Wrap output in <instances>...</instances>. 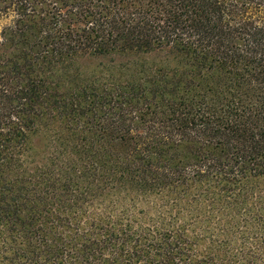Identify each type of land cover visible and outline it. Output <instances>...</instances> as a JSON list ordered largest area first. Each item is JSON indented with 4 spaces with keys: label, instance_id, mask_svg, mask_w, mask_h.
Segmentation results:
<instances>
[{
    "label": "trees",
    "instance_id": "trees-1",
    "mask_svg": "<svg viewBox=\"0 0 264 264\" xmlns=\"http://www.w3.org/2000/svg\"><path fill=\"white\" fill-rule=\"evenodd\" d=\"M7 16L0 264H264V0H0ZM98 59L109 77L86 83ZM58 120L81 175L25 157Z\"/></svg>",
    "mask_w": 264,
    "mask_h": 264
},
{
    "label": "rangeland",
    "instance_id": "rangeland-1",
    "mask_svg": "<svg viewBox=\"0 0 264 264\" xmlns=\"http://www.w3.org/2000/svg\"><path fill=\"white\" fill-rule=\"evenodd\" d=\"M13 20H14L13 16H7V17L0 18V41L2 40L3 29H5L9 25H12L13 24ZM99 62H101L99 59L94 61L93 63H91L93 65H89V64H86V63L82 62V66H83V68H82V73H83L82 78H83V80L86 81V83H91L94 80L97 81L98 78H99V80L97 82H99V81H102V79L104 77H109L108 76L109 73H107L106 69H105V66H107L108 63H104L103 65H97V64H99ZM86 66H89V67H86ZM101 77H103V78H101ZM75 85L76 86L73 87L74 89H76L80 85V83L76 82ZM68 86H71V85H66L64 87L63 91H66L68 93V90H69ZM87 116H90V114H88ZM84 120H86V119H84ZM64 123L65 122L61 121V120H58V121H55V122L50 121L49 126L42 127L41 128V134L39 135V137H41L42 139L47 140V142L44 144L45 148L43 149V147H41V148L35 147V149L33 151L30 149L32 152L31 151H25V157L27 156V154L35 155L37 157V165L40 168H45V167H48V166L50 167L51 166L50 165V159H48L47 161H45L43 163V158L45 156H48L49 158H53L56 154H58L61 157V159L63 160V162H70L71 159H73V161L75 159L76 162H73V163H75L74 169H76L78 171V173L81 175L82 172H86V168L84 166V162L80 158L72 157V153L67 154V150L64 149L63 147H61V145H60L61 141L64 140L63 138L65 136L70 135L68 130L62 128V126H64ZM75 134H80V132H75ZM68 141H71L70 142L71 145H73V144L77 145V143H79V140L76 139L75 135H74L73 140H69L68 139ZM185 149H187L186 146L184 144H182V146H179V147H177L175 149H172L171 152L174 154V156L176 154L181 153L182 154L181 155L182 161L188 162V161L194 160L196 158V156L193 155V154H186V150ZM34 152L37 153V154H35ZM27 168H29L28 164H27ZM56 169H57L56 171H59L61 168L57 167ZM32 171H34V170H31V172ZM82 186H83V188H85V186H87V183L82 182ZM85 189H86L85 192H87L86 198H88V199L92 198L91 197V188L90 187H86ZM121 194L122 193L120 192V193L114 195L112 200L114 198H118ZM95 200L98 202V200H100V199L95 198ZM109 200H110V196L107 195L106 203H109ZM80 206L83 207V208H86L88 206V204L84 201V202L80 203ZM55 209L57 210V209H61V208L57 207Z\"/></svg>",
    "mask_w": 264,
    "mask_h": 264
}]
</instances>
